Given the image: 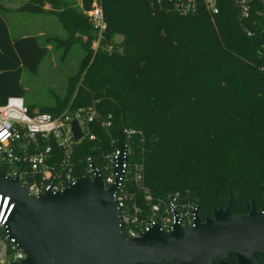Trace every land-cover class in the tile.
Instances as JSON below:
<instances>
[{
    "label": "trees",
    "instance_id": "trees-1",
    "mask_svg": "<svg viewBox=\"0 0 264 264\" xmlns=\"http://www.w3.org/2000/svg\"><path fill=\"white\" fill-rule=\"evenodd\" d=\"M101 2L106 29L95 50L74 36L90 32L85 11L91 0H82L79 8L72 0L22 1L18 11L53 14L66 32V37L43 34L41 43L37 35L12 38L0 2V104L9 96H24L22 68L35 73L54 41L65 46L64 52L77 43L84 55L65 97L40 109L58 113L92 105L101 118L111 114L108 131L95 122L90 126L95 139L85 136L74 144L76 167L83 169L90 155L101 171L105 155L116 147L118 129H132L128 172L121 181L128 208L147 210L143 190L153 201L176 193L179 204L196 205L200 219L223 207L229 192L233 213H244L251 199L259 208L264 197V0H253L244 17L232 0H216L215 14L199 4L186 15L156 8L149 0ZM114 35H121V48ZM0 171L6 172L5 164ZM253 256L264 264L257 253ZM227 259L234 264L232 253Z\"/></svg>",
    "mask_w": 264,
    "mask_h": 264
},
{
    "label": "water",
    "instance_id": "water-1",
    "mask_svg": "<svg viewBox=\"0 0 264 264\" xmlns=\"http://www.w3.org/2000/svg\"><path fill=\"white\" fill-rule=\"evenodd\" d=\"M74 140L82 137L79 124L71 122ZM115 182L104 188L99 171L93 179L81 177L61 191L39 196L29 193L19 177L0 171V195L13 203L6 221L26 256L23 264H257L253 253L264 262V210L254 200L245 203V212H232L233 198L223 207H214L202 220L194 211L192 225L174 223L169 231L158 223L140 235L121 232V216L114 194L121 179L125 139L117 131Z\"/></svg>",
    "mask_w": 264,
    "mask_h": 264
},
{
    "label": "built area",
    "instance_id": "built-area-1",
    "mask_svg": "<svg viewBox=\"0 0 264 264\" xmlns=\"http://www.w3.org/2000/svg\"><path fill=\"white\" fill-rule=\"evenodd\" d=\"M165 1V2H164ZM253 0H232L237 7L239 17H244ZM150 5L170 10L179 15L194 13L199 4H202L210 14L217 12L216 0H149ZM93 27L97 29L98 41L101 40L106 29L101 0H91L90 8L85 11ZM246 35L250 32L246 31ZM110 49V48H109ZM108 49V50H109ZM76 120L82 132V137L74 140L71 122ZM97 122L103 129L109 130L112 126L111 114L101 118L94 106L72 110L69 106L58 113L46 111H29L23 97L9 96L0 104V163L5 164V175L19 177L29 193L35 196L45 192L61 191L78 178L93 179L94 170L99 171L104 188H109L115 182L116 158L119 154L117 144L112 152L105 155L107 163L101 171L95 167L92 156L83 161V169L76 167L73 162L74 144L85 136L95 139L90 126ZM125 139V151L122 154L121 179L117 192L114 194L121 216V232L127 237L140 235L154 223L160 229L169 231L174 223L192 225L194 221V203L179 204L176 193L168 196L165 201L151 200L146 190H143V199L148 204L147 210L139 205L130 208L125 204L121 181L128 172L126 163L127 137L133 133L132 129L121 130ZM78 165V164H77ZM83 173L76 174V170ZM135 168L134 182L139 185L141 173ZM9 196L2 199L0 195V264H14L26 256L18 245L14 236L9 234L7 218L13 203L7 208ZM258 209L264 210V204Z\"/></svg>",
    "mask_w": 264,
    "mask_h": 264
},
{
    "label": "rangeland",
    "instance_id": "rangeland-1",
    "mask_svg": "<svg viewBox=\"0 0 264 264\" xmlns=\"http://www.w3.org/2000/svg\"><path fill=\"white\" fill-rule=\"evenodd\" d=\"M22 1L26 0H3L2 2L5 5L7 3L10 9L2 12V16L7 23L12 38L22 35H37L41 43L44 39L41 36L43 34L66 37V32L55 15L14 10ZM72 1L75 2L74 6L81 7L82 0ZM85 15L91 26L90 32L86 34L76 32L74 36L84 44L89 43L90 47L95 50L101 40L98 41L97 29L93 27L86 13ZM121 39V35L113 36V40L117 42L118 48H121ZM54 43L53 47L49 46L50 50L40 62L35 73L30 72L25 67L22 68L21 84L25 89L23 99L25 104L29 105L35 111H40L42 107L50 106L58 99L65 97L69 77L77 72L84 55V51L77 43L72 45L66 52H64L65 46L59 44L57 41H54ZM72 110H75V108L73 107ZM260 204H264V197Z\"/></svg>",
    "mask_w": 264,
    "mask_h": 264
},
{
    "label": "crops",
    "instance_id": "crops-1",
    "mask_svg": "<svg viewBox=\"0 0 264 264\" xmlns=\"http://www.w3.org/2000/svg\"><path fill=\"white\" fill-rule=\"evenodd\" d=\"M8 1H10V0H8ZM0 2L2 3L3 2V0H0ZM3 4V3H2ZM47 5V4H46ZM3 6H4V8H5V11H8V10H10L9 8H8V6H7V3H6V5L5 4H3ZM19 5H17L15 8H14V10H17V7H18ZM48 7V5L46 6V8ZM22 36H24V35H22Z\"/></svg>",
    "mask_w": 264,
    "mask_h": 264
},
{
    "label": "flooded vegetation",
    "instance_id": "flooded-vegetation-1",
    "mask_svg": "<svg viewBox=\"0 0 264 264\" xmlns=\"http://www.w3.org/2000/svg\"><path fill=\"white\" fill-rule=\"evenodd\" d=\"M257 208V207H256ZM208 216H211V214H207ZM202 220V219H201Z\"/></svg>",
    "mask_w": 264,
    "mask_h": 264
}]
</instances>
